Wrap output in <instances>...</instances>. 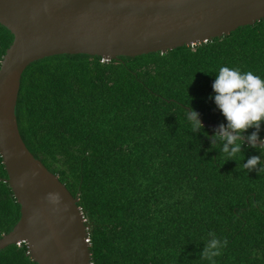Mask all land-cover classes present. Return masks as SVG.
Returning a JSON list of instances; mask_svg holds the SVG:
<instances>
[{
  "label": "trees",
  "instance_id": "trees-1",
  "mask_svg": "<svg viewBox=\"0 0 264 264\" xmlns=\"http://www.w3.org/2000/svg\"><path fill=\"white\" fill-rule=\"evenodd\" d=\"M13 39L0 23V65ZM223 66L264 78V18L165 52L56 54L23 72L20 133L79 197L92 264H213L201 256L209 233L228 241L215 264H264V173L243 168L264 148L245 141L228 160L215 127L192 132L187 120L195 109L227 123L212 87ZM8 177L0 154V238L21 216ZM0 264L38 262L21 242L0 249Z\"/></svg>",
  "mask_w": 264,
  "mask_h": 264
},
{
  "label": "water",
  "instance_id": "water-1",
  "mask_svg": "<svg viewBox=\"0 0 264 264\" xmlns=\"http://www.w3.org/2000/svg\"><path fill=\"white\" fill-rule=\"evenodd\" d=\"M262 18L264 0H0V23L14 35L0 65V154L21 206L0 249L25 242L38 264H92L79 197L34 156L19 130L21 78L32 62L64 53L111 60L165 52Z\"/></svg>",
  "mask_w": 264,
  "mask_h": 264
},
{
  "label": "clouds",
  "instance_id": "clouds-1",
  "mask_svg": "<svg viewBox=\"0 0 264 264\" xmlns=\"http://www.w3.org/2000/svg\"><path fill=\"white\" fill-rule=\"evenodd\" d=\"M212 87L215 104L227 121L214 130L211 137L212 146L219 141L222 144L220 151L226 154L228 160L234 159L243 151L242 146L246 140L251 147L264 148V142L257 144L261 139L259 131L264 122V78L251 71L242 73L239 68L223 66L219 69ZM187 120L191 123L192 132H199L204 128L200 113L195 109L187 111ZM252 127H255L256 131L246 136V130ZM243 168L264 173L261 155L251 156L243 164ZM209 236L201 256L215 264L214 258L222 254V248L228 241L216 238L215 233H209Z\"/></svg>",
  "mask_w": 264,
  "mask_h": 264
},
{
  "label": "built area",
  "instance_id": "built-area-1",
  "mask_svg": "<svg viewBox=\"0 0 264 264\" xmlns=\"http://www.w3.org/2000/svg\"><path fill=\"white\" fill-rule=\"evenodd\" d=\"M103 60H105V58H104ZM19 244H20V243H19Z\"/></svg>",
  "mask_w": 264,
  "mask_h": 264
}]
</instances>
